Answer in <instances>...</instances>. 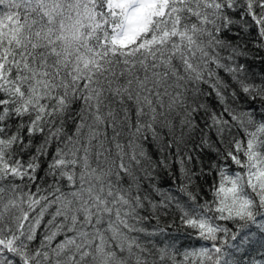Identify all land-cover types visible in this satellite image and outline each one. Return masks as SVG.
Masks as SVG:
<instances>
[{
	"label": "snow or ice",
	"instance_id": "1",
	"mask_svg": "<svg viewBox=\"0 0 264 264\" xmlns=\"http://www.w3.org/2000/svg\"><path fill=\"white\" fill-rule=\"evenodd\" d=\"M0 264H264V0H0Z\"/></svg>",
	"mask_w": 264,
	"mask_h": 264
},
{
	"label": "trees",
	"instance_id": "2",
	"mask_svg": "<svg viewBox=\"0 0 264 264\" xmlns=\"http://www.w3.org/2000/svg\"><path fill=\"white\" fill-rule=\"evenodd\" d=\"M254 64H255V67H254L253 70L256 71L257 73H259L260 72V64H259V61H255Z\"/></svg>",
	"mask_w": 264,
	"mask_h": 264
}]
</instances>
